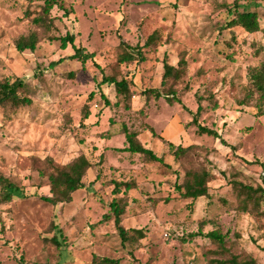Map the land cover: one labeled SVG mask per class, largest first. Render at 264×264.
Wrapping results in <instances>:
<instances>
[{
	"label": "rangeland",
	"instance_id": "1",
	"mask_svg": "<svg viewBox=\"0 0 264 264\" xmlns=\"http://www.w3.org/2000/svg\"><path fill=\"white\" fill-rule=\"evenodd\" d=\"M42 4L0 0V81L24 84L0 101V179L20 189L5 202L0 185V264H92L94 256L119 264H225L232 257L264 264V193L248 212L238 210L240 184L264 189V116L256 115L255 100L240 104L249 70L264 64V0H58L47 31L26 17L38 15ZM235 5L238 13L258 15L260 32L224 27ZM32 32L41 39L36 51H17L18 39ZM67 32L76 40L63 49ZM76 48L94 59L83 65L67 58ZM137 48L143 61L119 62L127 51L138 55ZM180 58L181 80L163 88V60L177 65ZM104 77L128 79L136 91L130 110L112 105L114 86L99 88ZM150 89L163 95L172 89L181 104L141 94ZM199 107V124L238 145L236 151L197 133ZM124 127L164 164L123 152ZM148 128L188 150L175 158ZM81 154L94 164L86 188L71 203L42 200L50 195L47 159L66 164ZM204 167L215 173L210 197L183 198L177 187ZM114 182L137 187L115 193ZM123 197L124 228L146 234L137 244L122 245L116 233L110 203ZM215 229L227 237L223 247L195 235Z\"/></svg>",
	"mask_w": 264,
	"mask_h": 264
},
{
	"label": "trees",
	"instance_id": "2",
	"mask_svg": "<svg viewBox=\"0 0 264 264\" xmlns=\"http://www.w3.org/2000/svg\"><path fill=\"white\" fill-rule=\"evenodd\" d=\"M43 4L41 5L40 13L34 17H31L27 12L26 17L31 20L32 25L38 29L49 30L50 24H52L53 19L50 18V10L52 3L58 2V0H42ZM238 5H235L234 10H230L228 13V18L224 23V27L227 30H230L235 27H239L245 30L249 34H255L261 31L258 15L254 12H237ZM69 11H65L64 16H69ZM76 36L70 32H67L66 35L60 38L61 48L65 49L68 44L74 45ZM41 39L36 32H32L25 37H21L16 42V49L19 52L30 51L34 53L37 49V46L40 44ZM121 47H126L130 50V47L126 45L125 42L120 43ZM149 46V41H146L143 47L147 48ZM138 55H134L132 52L127 51L122 54L119 62L121 64H130L132 62H137L138 60L143 61L144 57L141 54V50L137 48ZM76 59L83 65H86L88 61L94 59L93 53H85L83 48H76L75 53L71 57ZM139 58V59H138ZM61 61H57L53 64H59ZM184 67H186V62L184 58H180L177 65H173L166 60H163V70L161 86L164 88L167 84V81L172 79L174 82L181 80L183 76ZM249 81L250 86L247 90L245 98L240 102L243 106H249L252 100H255L257 108V116H264V64L259 67H254L249 70ZM103 84L113 85L116 92V102L113 104L104 97V103L106 106L114 105L116 107H123L126 110L131 109L132 98L136 95V91L131 88L130 82L128 79L124 78L117 80L115 77H104L99 84V88ZM21 80L16 79L14 81H0V101L7 100L11 96H15L18 88L23 87ZM142 95H153L157 98L162 97V93L156 89L144 90L141 93ZM93 94L90 95L91 99ZM166 101L169 104L177 102L181 104V101L176 99L175 91L169 89L163 95ZM30 103L29 100H26V105ZM218 106L215 105L213 109H216ZM202 108L199 107L197 113L194 115L192 124L197 127V133L199 135H208L212 136L215 139H219L224 146L229 147L232 151H236L238 145H228L224 139L221 138L219 133L211 128L203 126L198 122V116ZM90 114L86 113L84 119L87 120ZM124 135L128 146L125 149H122L123 152H128L134 155H141L150 162L164 164L163 157L157 156L151 149L141 144L138 139V136L135 133L128 131L124 127ZM152 135L156 138H159L168 149V152L172 153L175 158L180 157V155L188 148L181 146L176 147L173 143L168 142L161 136H158L152 128H148ZM49 165L48 173V186L50 195L47 197H42V200L45 202L56 206L58 204L71 203L73 200V194L81 189H85V179L88 175L90 169L93 168L94 164L88 159L85 154H81L73 160L69 161L66 164H59L54 159H47ZM215 177V173L211 168H201L197 172H191L186 175L185 182L182 186H178V190L185 199L197 200L199 198H209L210 189L209 183ZM264 183V180H263ZM115 193H119L120 190L124 192H129L136 189L135 183L132 182H114ZM0 185L3 190V200L5 202H10L13 198V195L18 194L20 189L13 183L7 181L6 179H0ZM241 191L238 193V197L241 201V205L238 210L242 213L248 212V205L252 202L253 198L259 194L264 193V189L259 186L256 189L253 187L244 186L240 184ZM183 190V192H182ZM127 207V199L123 197L121 199H113L110 203V211L114 216V223L116 228V233L121 239L122 245L125 244H137L140 241L146 238L145 231L143 229H130L127 230L124 228L122 221L123 215L125 213V208ZM204 223H202V226ZM196 236H203L208 239L212 244L223 247L226 243L227 237L220 232L219 229H215L204 234L202 231H199L195 234ZM58 247L60 242L57 239V236H54L51 240ZM92 264H119V260L110 259V258H99L97 256L93 257ZM225 264H258L257 261L250 257L248 259H240L239 257H232L230 260L225 262Z\"/></svg>",
	"mask_w": 264,
	"mask_h": 264
}]
</instances>
